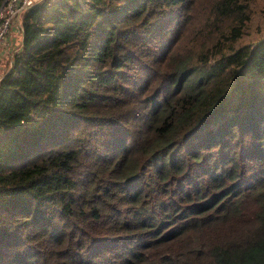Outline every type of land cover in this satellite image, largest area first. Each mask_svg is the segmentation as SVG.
<instances>
[{
	"label": "trees",
	"instance_id": "obj_1",
	"mask_svg": "<svg viewBox=\"0 0 264 264\" xmlns=\"http://www.w3.org/2000/svg\"><path fill=\"white\" fill-rule=\"evenodd\" d=\"M256 1L20 13L0 59V264H264Z\"/></svg>",
	"mask_w": 264,
	"mask_h": 264
},
{
	"label": "built area",
	"instance_id": "obj_2",
	"mask_svg": "<svg viewBox=\"0 0 264 264\" xmlns=\"http://www.w3.org/2000/svg\"><path fill=\"white\" fill-rule=\"evenodd\" d=\"M39 0H3L0 4V45L5 41L12 27L21 28L20 13ZM20 45H17L13 53Z\"/></svg>",
	"mask_w": 264,
	"mask_h": 264
},
{
	"label": "crops",
	"instance_id": "obj_3",
	"mask_svg": "<svg viewBox=\"0 0 264 264\" xmlns=\"http://www.w3.org/2000/svg\"><path fill=\"white\" fill-rule=\"evenodd\" d=\"M21 37L20 36V40L18 41V32H16V27H12L11 30L9 31L7 38L5 39V41L0 45V59L2 57H5L7 55H9V53H11L12 49H14L15 47H17V45L21 44ZM16 44V45H15ZM2 65L0 63V71L2 70ZM0 76H1V72H0Z\"/></svg>",
	"mask_w": 264,
	"mask_h": 264
},
{
	"label": "rangeland",
	"instance_id": "obj_4",
	"mask_svg": "<svg viewBox=\"0 0 264 264\" xmlns=\"http://www.w3.org/2000/svg\"><path fill=\"white\" fill-rule=\"evenodd\" d=\"M254 17L250 25L255 28H264V0H257L254 5ZM253 27V29H254ZM254 35V32H253ZM248 36H245L246 39Z\"/></svg>",
	"mask_w": 264,
	"mask_h": 264
}]
</instances>
